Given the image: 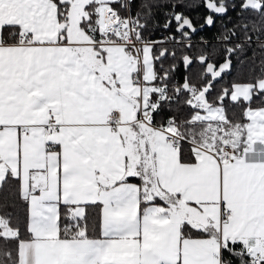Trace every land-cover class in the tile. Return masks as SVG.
I'll return each mask as SVG.
<instances>
[{
    "label": "snow or ice",
    "instance_id": "6c2138e0",
    "mask_svg": "<svg viewBox=\"0 0 264 264\" xmlns=\"http://www.w3.org/2000/svg\"><path fill=\"white\" fill-rule=\"evenodd\" d=\"M0 264H264V0H0Z\"/></svg>",
    "mask_w": 264,
    "mask_h": 264
},
{
    "label": "trees",
    "instance_id": "16d2710c",
    "mask_svg": "<svg viewBox=\"0 0 264 264\" xmlns=\"http://www.w3.org/2000/svg\"><path fill=\"white\" fill-rule=\"evenodd\" d=\"M157 35H159V33H157Z\"/></svg>",
    "mask_w": 264,
    "mask_h": 264
}]
</instances>
